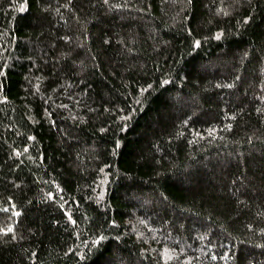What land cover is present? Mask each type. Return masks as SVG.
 <instances>
[{
	"label": "trees",
	"instance_id": "trees-1",
	"mask_svg": "<svg viewBox=\"0 0 264 264\" xmlns=\"http://www.w3.org/2000/svg\"><path fill=\"white\" fill-rule=\"evenodd\" d=\"M0 264H264V0H0Z\"/></svg>",
	"mask_w": 264,
	"mask_h": 264
}]
</instances>
